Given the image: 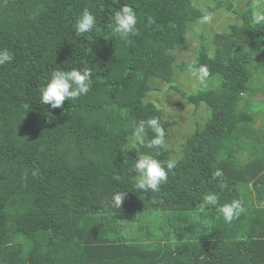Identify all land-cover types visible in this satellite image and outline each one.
<instances>
[{
  "label": "trees",
  "instance_id": "16d2710c",
  "mask_svg": "<svg viewBox=\"0 0 264 264\" xmlns=\"http://www.w3.org/2000/svg\"><path fill=\"white\" fill-rule=\"evenodd\" d=\"M204 1L0 0V51L14 55L0 66V264H264V126L254 127L249 99L253 79L264 74V24L251 21L264 0H244L243 8ZM209 2L241 20L213 34V53L200 37L195 56L179 67L206 64L214 83L184 90L172 84L173 50L184 46L201 10L213 9ZM125 4L139 22L137 34L122 39L108 25ZM85 9L97 24L77 37ZM73 68L92 70L88 94L62 108L41 104L51 73ZM154 79L187 103H203L208 115L178 157L161 150L158 159L178 161L175 175L160 191L144 192L135 190L132 167L154 150L130 149L132 129L158 117L166 138L174 123L145 99ZM216 170L222 176L213 179ZM119 191L125 199L115 209ZM208 194L218 203L198 218L196 206ZM233 199L245 211L228 224L217 208ZM157 209L166 230L142 229L144 239L135 225L127 231L129 215L148 219Z\"/></svg>",
  "mask_w": 264,
  "mask_h": 264
},
{
  "label": "clouds",
  "instance_id": "9594fccd",
  "mask_svg": "<svg viewBox=\"0 0 264 264\" xmlns=\"http://www.w3.org/2000/svg\"><path fill=\"white\" fill-rule=\"evenodd\" d=\"M200 22L202 24H211L214 19V13L202 9ZM251 21L256 25L264 24V9L257 8L251 14ZM138 15L133 7L125 4L113 15V21L108 27L113 34H118L120 38L127 39L130 35L138 32ZM155 19L152 16L147 18V24L152 25ZM96 16L85 9L80 15L76 25L75 34L77 37H84L92 33L96 27ZM14 59L13 53L8 50L0 51V66L10 63ZM190 73L198 83L207 86L210 78V70L206 64L196 65L194 62L190 68ZM93 72L90 68L72 70H54L47 84L43 87L40 94V103L50 105L52 109L62 108L64 102L76 101L81 96L87 95L91 89ZM148 130H151L152 137L148 138ZM166 131L158 117H150L146 120L141 119L132 129V140L130 149L148 148L154 150V154H140L135 161L132 169H135V190L144 192H158L161 185L168 182L169 174L175 175L174 169L178 161L176 159L160 160L161 150L166 148ZM35 175V173H33ZM222 176L220 170L213 173V179ZM125 199V193L122 191L112 194V206L119 209ZM218 203L215 194L206 195L202 202L197 204V217L205 213V209L210 206H216ZM245 208L240 199H233L230 203H225L217 208V212L222 216L225 223L231 224L238 219Z\"/></svg>",
  "mask_w": 264,
  "mask_h": 264
},
{
  "label": "rangeland",
  "instance_id": "374dc122",
  "mask_svg": "<svg viewBox=\"0 0 264 264\" xmlns=\"http://www.w3.org/2000/svg\"><path fill=\"white\" fill-rule=\"evenodd\" d=\"M194 1L197 3V6L200 7L198 1L203 2L204 0ZM211 2H209V5L213 8L211 10V12L214 13L213 22L211 24H202L200 20H198L192 23L188 29L187 40L184 46L173 50L175 61L173 63L174 71L172 84H175L184 90L197 91L198 89L205 87L200 85L198 81L192 77L189 70H183L179 67L181 62H190L195 56L194 50L200 41V37H203L205 44L209 48V52L213 53L216 46V42L213 40V34L225 30L230 23L239 22L241 20L238 14L233 11L224 7H215L213 5L214 3L212 2V4ZM232 2L237 8H243L244 5H246L244 0H233ZM251 3L256 4V1L251 0ZM213 81L214 77H210L206 87L214 83ZM150 85L151 89L146 93L145 99L152 101L157 107H159L162 110V115L165 119L174 120V123L169 127V135L165 140L166 146L174 150L173 153L171 152L172 156L178 157L180 154V145L184 142L186 137L194 131L195 127L207 118V108L203 103L199 106H195L191 102H185L183 97L176 91L172 90L169 87V84L165 81L154 79L150 81ZM251 86L254 89V93L250 95L249 99L253 102V107L257 108L254 127L256 129H261V125L263 124L264 126V74L258 79H253ZM239 154L245 155L246 151H240ZM241 157L245 158L246 155ZM133 173L134 175H137L136 170H134ZM249 189L252 190L253 186L249 185ZM250 194L253 193L250 192ZM262 204H264V201H262ZM161 211L162 210L159 209H157V213L152 211L147 214V217L149 218L143 220H136L133 214L129 215L124 219L125 223H129L126 227L127 231L130 232V229L135 225V233L143 238L146 236L145 231L148 227L154 232L155 229H158L159 232L161 230H166V221L162 219ZM124 229L125 228H122L121 233L122 231L124 233L126 232ZM142 229H145V231H141Z\"/></svg>",
  "mask_w": 264,
  "mask_h": 264
},
{
  "label": "crops",
  "instance_id": "0c3cea01",
  "mask_svg": "<svg viewBox=\"0 0 264 264\" xmlns=\"http://www.w3.org/2000/svg\"><path fill=\"white\" fill-rule=\"evenodd\" d=\"M174 240V239H173Z\"/></svg>",
  "mask_w": 264,
  "mask_h": 264
}]
</instances>
